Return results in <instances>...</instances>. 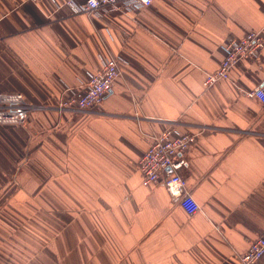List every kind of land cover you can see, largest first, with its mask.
<instances>
[{"label": "crops", "instance_id": "obj_1", "mask_svg": "<svg viewBox=\"0 0 264 264\" xmlns=\"http://www.w3.org/2000/svg\"><path fill=\"white\" fill-rule=\"evenodd\" d=\"M252 31L264 37V0L97 16L65 0H0V92L31 106L24 126H0V264H237L264 230V103L250 95L264 89V49L203 82L226 42ZM108 57L121 73L102 103L57 113L65 88ZM171 122L197 135L179 155L191 216L137 170Z\"/></svg>", "mask_w": 264, "mask_h": 264}, {"label": "built area", "instance_id": "obj_2", "mask_svg": "<svg viewBox=\"0 0 264 264\" xmlns=\"http://www.w3.org/2000/svg\"><path fill=\"white\" fill-rule=\"evenodd\" d=\"M37 1V0H32ZM155 0H85L76 4L65 0L66 4L78 12L97 16L101 8L111 11L130 12L148 7ZM224 58L220 67L207 73L203 82L209 87L215 82L228 79L231 68L241 59H255L264 49V37L260 32H249L239 39H230L224 45ZM118 60L108 57L103 60L97 72L89 74L81 88H65V96L60 97L55 109L59 114L66 111H87L100 105L119 77ZM250 95L264 103V89L256 87ZM31 106L20 93H0V126H18L26 123ZM196 133L182 131L176 122L168 124L163 131L151 137V143L137 162L141 183L150 185L161 183L174 202H180L186 214L198 211V205L185 190V181L180 169L187 161L180 158L196 141ZM185 195V201L181 197ZM264 256V230L251 242L248 249L238 256L237 264H262Z\"/></svg>", "mask_w": 264, "mask_h": 264}, {"label": "rangeland", "instance_id": "obj_3", "mask_svg": "<svg viewBox=\"0 0 264 264\" xmlns=\"http://www.w3.org/2000/svg\"><path fill=\"white\" fill-rule=\"evenodd\" d=\"M121 73V72H120ZM120 76V75H119ZM0 93H6V92H0ZM11 93H13V92H11ZM14 93H18V92H14ZM21 94V93H20ZM22 96H23V94H22ZM24 97V96H23ZM25 98V97H24ZM30 112V111H29ZM58 113V112H57ZM29 115V114H28ZM25 124H23V125H18V126H24Z\"/></svg>", "mask_w": 264, "mask_h": 264}]
</instances>
